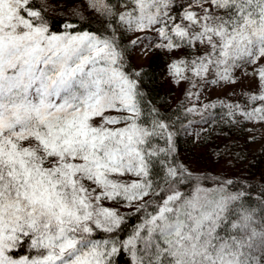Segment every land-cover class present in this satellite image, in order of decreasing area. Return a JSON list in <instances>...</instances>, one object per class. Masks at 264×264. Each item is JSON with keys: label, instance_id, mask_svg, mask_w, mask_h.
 <instances>
[{"label": "snow or ice", "instance_id": "1", "mask_svg": "<svg viewBox=\"0 0 264 264\" xmlns=\"http://www.w3.org/2000/svg\"><path fill=\"white\" fill-rule=\"evenodd\" d=\"M59 7L0 0V264H264V193L203 187L127 64L168 54L196 101L246 79L229 123H264V0H81L58 24Z\"/></svg>", "mask_w": 264, "mask_h": 264}, {"label": "rangeland", "instance_id": "2", "mask_svg": "<svg viewBox=\"0 0 264 264\" xmlns=\"http://www.w3.org/2000/svg\"><path fill=\"white\" fill-rule=\"evenodd\" d=\"M52 3L60 5V7L56 12L49 14L60 17L67 15L70 18L72 17L71 8L80 4L81 0H52ZM89 12H85V15L88 16ZM135 38V36H131L130 40ZM145 48H148L147 44L133 51L134 64L140 70L147 65L151 57L155 56L162 60L164 65L161 81L166 93L164 103L169 107L179 105L183 115H185L181 125L184 138L180 156L190 170L210 171L223 174L228 178L236 177L242 163L241 160H238V162L231 164L227 158L231 148L230 142H234V153L243 157L257 155L259 162L264 165V123L245 121L240 117L236 118L237 122L229 123L228 108L225 106L228 104L244 105L247 93L255 90L254 84H250L248 80L241 78L235 85H225L222 88L211 86L207 90L192 89L194 92L200 91L201 97L199 101H196L194 97L189 99L188 90L190 86L186 83L176 84L168 74L169 55L155 49L145 51ZM213 104L216 107L203 112V116L187 112V109L192 107L203 111L204 105ZM219 108L225 109L221 117L214 114L215 109ZM220 118L222 119L219 120ZM179 119H182V114H180ZM215 119L217 123L214 122ZM221 121H224V127H221ZM105 206L117 207L114 204ZM120 211L126 213L130 210L121 208Z\"/></svg>", "mask_w": 264, "mask_h": 264}, {"label": "trees", "instance_id": "3", "mask_svg": "<svg viewBox=\"0 0 264 264\" xmlns=\"http://www.w3.org/2000/svg\"><path fill=\"white\" fill-rule=\"evenodd\" d=\"M49 15L52 16L53 20L58 24L62 23L63 17L54 16L51 14ZM70 19L76 20L77 18L72 16L70 17ZM80 27L85 31H90L98 29L100 27V24L95 22L94 19L91 23L85 20L80 22ZM60 30L62 31L63 29L61 28ZM130 42L131 40L129 39L128 43ZM132 53L133 51H131L127 56V64L129 69H131L132 71L141 72L143 77V91L149 97V104L151 105V103L154 102L155 105L159 108L162 115L171 117V123L176 125L177 127H180V131L177 135L176 155L178 162L183 163L187 166V164L180 156V152L182 150V140L184 138V132L181 129L180 122L185 119V115H183L179 105H173L169 107L166 105V103H164L166 93L161 81V72L164 64L161 59L154 56L149 58L147 65L139 70L134 64ZM224 110L225 109L222 108L215 109L214 114H217L221 117ZM180 114H182L181 120L179 119ZM221 119L222 118H220L219 120ZM214 122L217 123L216 119L214 120ZM224 126V121H221V127ZM229 145L231 146V148L229 150L227 158L229 159L230 163H236L238 162V160H241L242 163V166L239 169V174L236 177L228 178L223 174H217L210 171L192 170V172L195 176L200 178L202 186L206 188H216L221 181H232V183L228 185L229 191L246 192L247 198L250 199L253 204H255L256 202H258L261 194L264 193V165L259 162V157L257 155L252 157H243L234 153V142H230ZM188 190L190 191L191 189ZM139 222L140 221L137 220L135 216H130L128 225L119 234V238L126 239L127 236L131 233L132 228ZM128 259L129 257L125 255L120 261V264H124V262Z\"/></svg>", "mask_w": 264, "mask_h": 264}]
</instances>
